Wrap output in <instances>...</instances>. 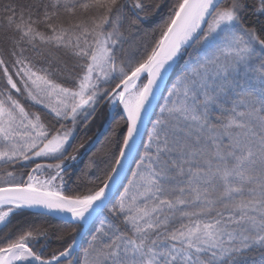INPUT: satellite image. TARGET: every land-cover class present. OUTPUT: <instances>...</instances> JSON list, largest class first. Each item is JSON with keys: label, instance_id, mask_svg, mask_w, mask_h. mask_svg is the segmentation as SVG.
Masks as SVG:
<instances>
[{"label": "snow or ice", "instance_id": "snow-or-ice-1", "mask_svg": "<svg viewBox=\"0 0 264 264\" xmlns=\"http://www.w3.org/2000/svg\"><path fill=\"white\" fill-rule=\"evenodd\" d=\"M0 225V264H264V0H0Z\"/></svg>", "mask_w": 264, "mask_h": 264}, {"label": "trees", "instance_id": "trees-1", "mask_svg": "<svg viewBox=\"0 0 264 264\" xmlns=\"http://www.w3.org/2000/svg\"><path fill=\"white\" fill-rule=\"evenodd\" d=\"M156 25L153 24L150 27H155ZM147 41H151L152 37H146L145 38ZM67 74L65 73V76ZM57 82L60 83H64L65 82V77H58L57 78ZM70 86V85H69ZM167 95V93H165V96ZM23 103H25L26 107H29L30 111H36L39 112L42 115V118H44L47 121H49L51 118L47 117L45 115V109L43 108V106H36V107H31L29 105L28 102L26 101H22ZM163 103V101L161 102V104ZM159 114V110L157 111L156 115ZM108 113L106 108L102 109L100 113H98L97 117L91 122V124L88 125L87 128H78L77 133L75 134V138H74V145L76 147H79V145L83 144L84 147L83 148H79V156H78V160H80V162L78 164H76L75 162H72L68 169H67V174L65 175V191L66 194H70L72 189H75L76 186L81 183V177L84 174V172L86 171V166L89 163L90 159H95L97 156H99L101 154V152L103 151L104 148V140H100L99 143L90 151V152H86V150L89 148V146L93 143V141L95 140V138L97 137V133H100L104 126L106 125V117H107ZM155 119V117H154ZM153 119V120H154ZM151 131V126L148 132ZM108 136H111V131L109 129L106 130ZM147 140V135L145 138V143ZM140 154L143 153V147L141 148ZM41 162H45V161H41ZM50 162V161H49ZM34 167V165H32ZM20 171H24V169H21ZM27 171H30V168L27 169ZM131 171H135V163L134 166L132 168ZM24 180L27 179L26 176L23 177ZM131 178V172L130 175L128 177V179ZM124 186H127V181L124 184ZM122 191V189H121ZM23 214L17 216L14 220H13V224L11 226V228L9 230H16V229H22V228H29L31 226H46L48 228V231L50 233L55 232L57 230V224L58 221L55 219H52L50 217L41 215V214H37L36 212H32V211H28V210H22ZM91 228V226H90ZM90 228L87 230V232L85 233L82 241H81V245L86 247L87 246V240L90 238V236L88 235L90 232ZM61 247V242L57 241V240H52L50 241V247H49V251L52 250H56L57 248ZM35 250V249H34Z\"/></svg>", "mask_w": 264, "mask_h": 264}, {"label": "water", "instance_id": "water-1", "mask_svg": "<svg viewBox=\"0 0 264 264\" xmlns=\"http://www.w3.org/2000/svg\"><path fill=\"white\" fill-rule=\"evenodd\" d=\"M163 95H165V92H163ZM161 101H162V100H161ZM161 101H160V103H161ZM157 110H158V108H154V113H155V114H156ZM150 115H151V114H150ZM154 116H155V115H151V119H152V120H153ZM150 125H151V124H150V123L148 122V120L146 119L145 122H144V126L142 127V136H143V140H145V137H146L147 132H148V130H149V128H150ZM106 130H107V125H106V126L104 127V129L100 132V134L105 133ZM100 140H101V137H100V136H97L96 139L94 140V142L92 143V145L87 149V152H90V151H91V150H92V149H93V148L99 143ZM137 149H138V151L140 152L141 146H140L139 142H138V144H137ZM133 165H134V163H132L131 161L128 162L127 168L130 169V171L127 172V176H128V177H129V174H130V172H131V170H132V168H133ZM125 182H126V180H123V179H122V183L125 184ZM24 210H29V211L36 212V213H43V212L45 211V210H43V209H24ZM44 216L50 217V218L55 219V220L58 221V217L55 216V215L47 214V215H44ZM89 227H90V226H87V227L85 228L84 232H82V233L80 234V237H79V243H81V241H82V239H83L85 233H86L87 230L89 229Z\"/></svg>", "mask_w": 264, "mask_h": 264}, {"label": "rangeland", "instance_id": "rangeland-1", "mask_svg": "<svg viewBox=\"0 0 264 264\" xmlns=\"http://www.w3.org/2000/svg\"><path fill=\"white\" fill-rule=\"evenodd\" d=\"M80 162V160H77L75 163L76 164H78ZM48 175H50V173H47V172H45L42 176H41V178L43 179V178H46ZM3 226L2 225H0V228H2Z\"/></svg>", "mask_w": 264, "mask_h": 264}]
</instances>
